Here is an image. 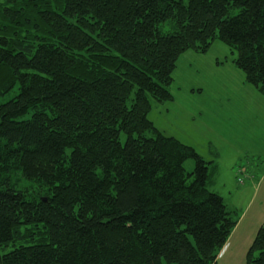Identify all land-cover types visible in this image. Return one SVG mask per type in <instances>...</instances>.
Returning a JSON list of instances; mask_svg holds the SVG:
<instances>
[{
    "label": "trees",
    "instance_id": "trees-1",
    "mask_svg": "<svg viewBox=\"0 0 264 264\" xmlns=\"http://www.w3.org/2000/svg\"><path fill=\"white\" fill-rule=\"evenodd\" d=\"M216 41L264 89V0L0 2V264L217 263L237 215L148 118Z\"/></svg>",
    "mask_w": 264,
    "mask_h": 264
},
{
    "label": "rangeland",
    "instance_id": "rangeland-1",
    "mask_svg": "<svg viewBox=\"0 0 264 264\" xmlns=\"http://www.w3.org/2000/svg\"><path fill=\"white\" fill-rule=\"evenodd\" d=\"M237 12L234 9L232 15ZM172 24L163 23L161 31H170ZM236 58L221 41L205 54H182L169 88L173 101L153 109L148 118L165 136L211 163L207 189L224 199L244 228L259 214L255 211L264 218V89L247 81ZM14 96H1L0 104ZM121 141H126L124 135ZM194 168L195 162L187 161L186 172ZM252 197L253 205L248 202Z\"/></svg>",
    "mask_w": 264,
    "mask_h": 264
},
{
    "label": "crops",
    "instance_id": "crops-1",
    "mask_svg": "<svg viewBox=\"0 0 264 264\" xmlns=\"http://www.w3.org/2000/svg\"><path fill=\"white\" fill-rule=\"evenodd\" d=\"M169 102H166L164 104L152 102V110L157 107L164 106ZM247 191L248 188L244 190V195L247 193ZM255 200L256 198L252 197L248 200V202L253 205ZM254 213L259 214H257L254 220L249 222L247 226H244V228H242L243 221L240 222L241 220H239V223L233 231L231 238L219 254L216 264H234V262L236 261L239 262V264L246 263V255L249 251L248 249L252 245V242L255 239L258 229L264 224V218L261 216L260 211H255Z\"/></svg>",
    "mask_w": 264,
    "mask_h": 264
},
{
    "label": "bare ground",
    "instance_id": "bare-ground-1",
    "mask_svg": "<svg viewBox=\"0 0 264 264\" xmlns=\"http://www.w3.org/2000/svg\"><path fill=\"white\" fill-rule=\"evenodd\" d=\"M231 238V237H230Z\"/></svg>",
    "mask_w": 264,
    "mask_h": 264
}]
</instances>
